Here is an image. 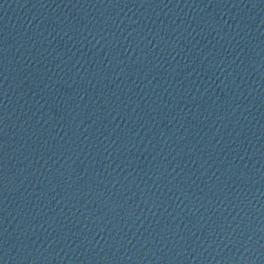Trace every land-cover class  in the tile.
<instances>
[{
	"label": "water",
	"instance_id": "obj_1",
	"mask_svg": "<svg viewBox=\"0 0 264 264\" xmlns=\"http://www.w3.org/2000/svg\"><path fill=\"white\" fill-rule=\"evenodd\" d=\"M3 264H264V101L111 206Z\"/></svg>",
	"mask_w": 264,
	"mask_h": 264
}]
</instances>
